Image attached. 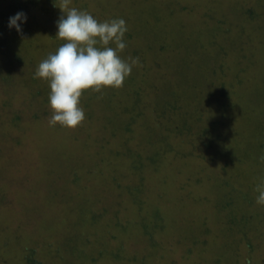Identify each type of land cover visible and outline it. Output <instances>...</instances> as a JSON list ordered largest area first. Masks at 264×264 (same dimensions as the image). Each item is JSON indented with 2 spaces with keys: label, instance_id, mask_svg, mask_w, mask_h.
Segmentation results:
<instances>
[{
  "label": "rangeland",
  "instance_id": "obj_1",
  "mask_svg": "<svg viewBox=\"0 0 264 264\" xmlns=\"http://www.w3.org/2000/svg\"><path fill=\"white\" fill-rule=\"evenodd\" d=\"M69 6L123 18L139 64L50 126L61 0H0V264H264V0Z\"/></svg>",
  "mask_w": 264,
  "mask_h": 264
},
{
  "label": "clouds",
  "instance_id": "obj_2",
  "mask_svg": "<svg viewBox=\"0 0 264 264\" xmlns=\"http://www.w3.org/2000/svg\"><path fill=\"white\" fill-rule=\"evenodd\" d=\"M71 0H61L62 15L56 22V36L62 43L40 62L34 77L48 81L49 125L74 128L85 119L80 105L82 92L91 89L119 88L131 74L138 58L124 59L128 31L123 18L98 21L91 13L70 7ZM27 14L18 11L9 17L8 27L22 33ZM111 45H114L112 47ZM130 61V62H129ZM264 160V155L260 157ZM256 204L264 206V179L255 188Z\"/></svg>",
  "mask_w": 264,
  "mask_h": 264
}]
</instances>
